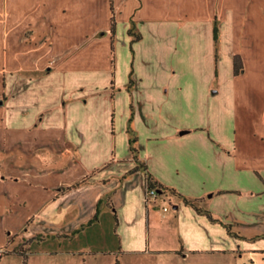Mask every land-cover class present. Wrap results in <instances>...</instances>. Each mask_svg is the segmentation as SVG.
Listing matches in <instances>:
<instances>
[{
    "label": "crops",
    "instance_id": "crops-1",
    "mask_svg": "<svg viewBox=\"0 0 264 264\" xmlns=\"http://www.w3.org/2000/svg\"><path fill=\"white\" fill-rule=\"evenodd\" d=\"M104 214L130 264H264V0H0V249ZM62 243L40 255L87 262Z\"/></svg>",
    "mask_w": 264,
    "mask_h": 264
},
{
    "label": "rangeland",
    "instance_id": "rangeland-1",
    "mask_svg": "<svg viewBox=\"0 0 264 264\" xmlns=\"http://www.w3.org/2000/svg\"><path fill=\"white\" fill-rule=\"evenodd\" d=\"M104 76L101 77V83L104 84L107 82ZM198 95L196 90L193 91V95L188 99H186L185 103L181 104L180 113L181 115L187 116H194L197 114L198 117L203 118L205 117V110H203V104H207V106L212 107L216 102H206L200 94L199 90L197 89ZM197 95V97H196ZM101 107H104L106 99L100 98ZM184 101V100H183ZM123 113L120 111V118H122ZM120 198L115 201V204H120ZM134 207L127 211L126 205L124 207V211L122 214L126 217L125 219H134L140 209L137 206V203H132ZM116 210L117 206L115 205ZM103 210V209H102ZM105 213V210H103ZM102 224L99 227V235H95L91 239H87L84 237L83 239H76L73 243L65 245V243L57 242L56 240L47 239L45 242H37L38 240H42V237H37L36 241L34 242V252L35 255L31 257V261H25L19 255L14 254L16 251L9 252L7 248L0 249V255H4L3 258L0 260V264H117V259L119 260L120 264H130L129 256L125 254V248L128 247L130 244L127 242L124 244L121 243L122 235L125 236V233L121 234L119 229L115 228L114 225V218L111 214H104ZM123 230V229H122ZM125 230V229H124ZM129 234V233H128ZM12 241V240H11ZM58 243H62V248L69 247L73 251H78L84 253L83 258L87 260V262H83V259L76 256L75 258L69 257L68 262L61 261L60 259H56L55 257L47 258L42 257L40 255V251L49 250L51 246H58ZM26 244V243H25ZM25 244H22L20 249L24 250ZM5 254H14L11 256H5ZM181 264H192L190 260L181 262Z\"/></svg>",
    "mask_w": 264,
    "mask_h": 264
},
{
    "label": "trees",
    "instance_id": "trees-1",
    "mask_svg": "<svg viewBox=\"0 0 264 264\" xmlns=\"http://www.w3.org/2000/svg\"><path fill=\"white\" fill-rule=\"evenodd\" d=\"M114 30H115V21H114V19H113V23H112V32H114ZM131 33H132V31H130V34H131ZM136 39H138V37H137ZM234 67H235V74H236V75L239 74V71L242 69V61H241V59H240L239 57H235V59H234ZM130 132H131V130H130ZM136 142H137V138H136V137H132L131 140H130V144H131V150H132V153H133L134 155H135L136 152H137V149H136V147H135ZM147 179H148V184H149V186H151V187H155V188H157L158 191H160L161 193L166 194V189L163 188V187H161V186H158L157 183H156V182L153 180V178L151 177V175H148V176H147ZM172 193H174V192H172ZM186 204L192 205L189 201H186ZM196 210H197L199 213L201 212L200 209H197V208H196ZM25 260H26V257H25ZM117 264H119V263L117 262Z\"/></svg>",
    "mask_w": 264,
    "mask_h": 264
},
{
    "label": "built area",
    "instance_id": "built-area-1",
    "mask_svg": "<svg viewBox=\"0 0 264 264\" xmlns=\"http://www.w3.org/2000/svg\"><path fill=\"white\" fill-rule=\"evenodd\" d=\"M162 194L163 193L158 191L157 188L151 187V186H149V184H147V189H146V203H147V205L152 204V203H156V201L161 197ZM164 211L167 212L168 208H165Z\"/></svg>",
    "mask_w": 264,
    "mask_h": 264
}]
</instances>
